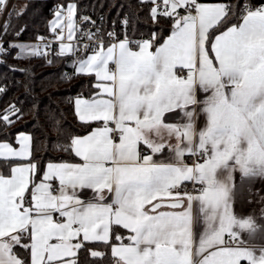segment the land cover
I'll list each match as a JSON object with an SVG mask.
<instances>
[{
	"label": "snow or ice",
	"instance_id": "1",
	"mask_svg": "<svg viewBox=\"0 0 264 264\" xmlns=\"http://www.w3.org/2000/svg\"><path fill=\"white\" fill-rule=\"evenodd\" d=\"M142 2L153 4L154 21L172 22L159 46L156 33L139 41L108 33L110 46L96 33L81 38L95 46L85 45L92 54L78 58L74 71L94 74L100 90L75 100L81 122L99 123L70 139L68 149L81 163H49L37 183L31 137L20 135L18 149L0 143V159L16 161L9 176L0 174V264H79L85 242L110 247L108 264H264V244L254 243L264 240V224L233 213L237 192L264 178V3ZM7 4L0 0V14ZM54 16L56 55L75 56V5L58 6ZM9 47L19 49L18 59H30L46 55L50 44ZM198 91L208 95L198 99ZM171 113L180 114L177 122L166 123ZM201 113L206 123L198 128ZM19 115L11 106L0 122L11 124ZM151 131L159 142L149 138ZM141 144L152 155H142ZM166 148L175 154L172 162L154 160ZM186 154L202 162L189 166ZM186 181L193 191L182 189ZM84 190L93 195L82 199ZM18 247L30 262L18 256Z\"/></svg>",
	"mask_w": 264,
	"mask_h": 264
},
{
	"label": "trees",
	"instance_id": "2",
	"mask_svg": "<svg viewBox=\"0 0 264 264\" xmlns=\"http://www.w3.org/2000/svg\"><path fill=\"white\" fill-rule=\"evenodd\" d=\"M201 3H221L224 0H199ZM247 2L260 6L264 0H231L233 4ZM149 2L142 0H14L10 6L6 23L10 26L7 35L3 34L4 46L31 42L45 38L52 33L51 13L56 5H75L77 12H93L103 16L107 27L117 26L119 36L122 19L127 18L126 37L129 39H150L153 33L158 35L157 43L167 38L172 22L163 16L154 21L148 10ZM11 13V15H9ZM218 34V33H217ZM19 49L11 48L5 55L4 64H0V116L11 106L20 110L19 118L11 117L13 122L6 125L0 122V143H14L19 133L32 136V161L38 165L35 180H39L47 163L73 159L67 146L70 139L90 132L95 123H82L77 119L73 107L75 96L92 97L96 90L94 78L78 75L74 63L85 56L54 55L50 61L43 56L30 59H18ZM69 75V77H68ZM68 77V79H67ZM4 173L10 170V162H0ZM119 234L125 230L119 229ZM115 243L119 241H114ZM79 253V264H108L111 257L110 247L103 243H85ZM104 253L103 258H93L90 251ZM22 259L28 252L16 249Z\"/></svg>",
	"mask_w": 264,
	"mask_h": 264
},
{
	"label": "crops",
	"instance_id": "3",
	"mask_svg": "<svg viewBox=\"0 0 264 264\" xmlns=\"http://www.w3.org/2000/svg\"><path fill=\"white\" fill-rule=\"evenodd\" d=\"M8 2H9V0H8ZM206 4H216V3H206ZM1 16H2V14H0V19H1ZM124 38L125 37H121L120 39H124ZM130 40H133V39H130ZM139 40H147V39H134L133 41H139ZM162 42H160V43H162ZM160 43L156 42L155 46H159ZM20 44L33 45V43H31V42H23V43H20ZM58 46H59V44H58ZM58 46H57V48H58ZM107 46H110V45H107ZM88 55H91V54H87V55H85L83 57H86ZM73 67H74V65H73ZM110 67H112V65H110ZM185 72H186V70H185ZM89 76L94 78L93 87L95 88L96 92H95V94L92 97H86V96H81V95L75 96L74 99H73L74 111H75V100L77 98L92 99L100 91L98 88L95 87V84L98 83L95 75L92 74V75H89ZM206 95H208V94L198 91V99L203 100ZM75 114H76V111H75ZM179 115H180L179 113L166 114L165 115V122L166 123L177 122V119H178ZM77 119L79 120L78 116H77ZM82 123H84V122H82ZM92 123L96 124V126L94 128L99 126L98 122H92ZM205 123H206V116L203 113H201V115L197 119V127L198 128H202L205 125ZM90 132H88L87 134H89ZM87 134H85V135H87ZM20 135H28V136H30L31 137V147H32V143H33L32 136H31V134L25 133V132L19 133L16 136V139H15L14 143H9V142H1V143L9 144L13 148H17L18 149L19 148V144L17 143V140H18V137ZM147 135L149 136L150 139H152L154 141L159 142V140H160V136H157L154 131L147 132ZM82 136H84V135H82ZM161 136H163L164 139L167 140L169 143L175 144V142H176L175 138L174 137H168L166 132L162 131L161 132ZM145 150H148L149 153L145 154L144 153ZM140 151H141L142 155H152L151 149H149L144 144L140 145ZM70 153H71L73 159H71V160L70 159H68V160H60V161L50 162V163L58 164V163H81L82 162L78 157H76L74 155V153L71 150H70ZM174 155L175 154L173 152H171L169 149L166 148L162 153L155 154L153 156V158H154V160H157V161L172 162V160L174 159ZM193 157L194 156H190V155L186 154L185 157H184V162L186 164H188L189 166H192L193 165V163H192ZM31 159H32V156H31ZM0 162H10L11 166H15V164H16V161H14V160L10 161V160H6V159H0ZM24 163H27V161H24ZM48 164L49 163L46 164L44 171H46V168H47ZM0 174H3L5 176H9L10 175V170L8 171V173H4V171L2 169V166L0 165ZM42 176H43V174H42ZM42 176H41V178H42ZM234 176L236 178L235 182L237 184H239L240 183V180H239L240 173L237 172V173L234 174ZM41 178L39 180H37V181L35 180V181L37 183H39L41 181ZM52 183H53V185L58 184L57 181H53ZM184 183H188V182L186 181ZM30 188H31V185H30ZM92 195L93 194H92L91 190H84V192L81 194V198L82 199H88ZM108 200L109 201L111 200V196L110 195H108ZM165 210H167V209H165ZM262 210H264V178L256 177V178H253V180H252V182L250 184H246L243 188H241L237 192V196L234 197V199H233V213L235 215H237L238 217H245L246 218V217H249V216H253V217L257 218L259 223L264 224V215H262ZM56 216H58V214H56ZM54 218H56V217H54ZM123 230H125V229H123ZM197 231L198 232L202 231V228L201 229H197ZM122 235L126 237L128 235L127 230H125V233H123ZM225 238L227 239V237H225ZM241 238L244 239L245 241H247L248 240L247 233H242L241 234ZM53 242H55V241H53ZM75 242L76 241L74 240L73 243H75ZM126 242L127 241L125 240V243ZM93 243H102V242H93ZM118 243L119 242H117V244ZM254 243H255V245L257 247H259L261 244H264V240L257 239L256 241H254ZM18 249L24 250V255L26 254V250L25 249L19 248V247H18ZM27 260H29V262H30V254L29 253H28ZM241 264H247V261H241Z\"/></svg>",
	"mask_w": 264,
	"mask_h": 264
},
{
	"label": "built area",
	"instance_id": "4",
	"mask_svg": "<svg viewBox=\"0 0 264 264\" xmlns=\"http://www.w3.org/2000/svg\"><path fill=\"white\" fill-rule=\"evenodd\" d=\"M14 0H9L8 4H7V8L6 10L2 13L1 19H0V44L3 45L5 51L4 52H0V64H4V56L7 55L9 53V50L11 49L9 46L5 47L4 43L5 40L3 39V26L6 24V18L10 9L11 4L13 3ZM58 6H62L65 10L67 9V7L69 6H63L62 4L56 5L53 10L51 11L52 15L54 16V13L57 9ZM153 7L152 3H148V10L150 12V9ZM89 18L88 20H84L83 18ZM75 20H76V27L78 29V31L75 34V39L74 41H72L71 43H74L76 45V47L78 48L77 54L78 53H83L85 55L87 54H92L91 51H88L85 48V45H89L91 47L95 46V41L92 40L90 41L89 39H81L84 34L86 33H96L104 42L105 46L110 45L111 42H114V38L109 37L108 33H114L116 37H119V28L117 26H111V27H107L106 25V21L105 18L103 16H96L93 12H77L76 10V16H75ZM126 21V23H125ZM127 23H128V19L124 18L122 19L120 28L123 32V36L122 37H126V28H127ZM60 29H57V32H59ZM64 35H67V31L64 32ZM66 43H68L67 40H65ZM31 43H33V45H41V48L43 49V44L44 43H48L50 44V48L48 49H43L46 52V55H43V57L47 60L50 61L52 59V57L58 52V44L59 42L56 40L55 34L52 32L49 36L43 38V42L41 41V39H36L34 41H31ZM12 45V44H10ZM69 77V75H68ZM67 77V79H68ZM62 148L66 149L68 148V146L66 144H62ZM145 154H148L149 151L145 150L144 151ZM194 162H202V160H199L197 157H193V161ZM54 187H58V184H55ZM200 185H196V188H199ZM182 189L184 191H193V185L191 182L188 183H184L182 185Z\"/></svg>",
	"mask_w": 264,
	"mask_h": 264
},
{
	"label": "rangeland",
	"instance_id": "5",
	"mask_svg": "<svg viewBox=\"0 0 264 264\" xmlns=\"http://www.w3.org/2000/svg\"><path fill=\"white\" fill-rule=\"evenodd\" d=\"M54 18H55V16L52 18V20H54ZM65 31H67V30H65ZM67 35H65V37H66ZM58 51H59V46H58Z\"/></svg>",
	"mask_w": 264,
	"mask_h": 264
}]
</instances>
